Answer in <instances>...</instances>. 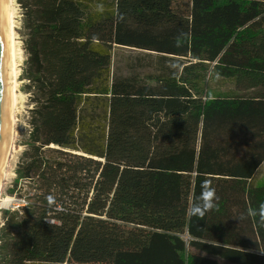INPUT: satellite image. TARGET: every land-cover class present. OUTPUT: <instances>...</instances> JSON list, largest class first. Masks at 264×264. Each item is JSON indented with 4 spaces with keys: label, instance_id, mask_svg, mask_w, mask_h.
<instances>
[{
    "label": "trees",
    "instance_id": "16d2710c",
    "mask_svg": "<svg viewBox=\"0 0 264 264\" xmlns=\"http://www.w3.org/2000/svg\"><path fill=\"white\" fill-rule=\"evenodd\" d=\"M17 4L33 192L0 264H264V0Z\"/></svg>",
    "mask_w": 264,
    "mask_h": 264
},
{
    "label": "rangeland",
    "instance_id": "374dc122",
    "mask_svg": "<svg viewBox=\"0 0 264 264\" xmlns=\"http://www.w3.org/2000/svg\"><path fill=\"white\" fill-rule=\"evenodd\" d=\"M13 6H14V18H15V37H16V44L17 48L19 46V49L17 50L18 54V68H19V85H18V96H19V104H18V113H17V124H16V148L12 152V156L10 159L9 167H8V174L6 179H4V182L2 184L1 190H0V200L6 202L5 206L0 207V226L4 220V215L6 210H14L17 209V207L22 204L23 202H29L30 194L33 192L30 190L29 183L26 181H23L21 184H19L18 187L13 186V181L15 179L16 173L15 169L17 167V164L20 160V157L22 155V151L27 147V141L30 131V124H29V118H30V108L32 107V104L29 99V93H27L24 89V84L26 82L25 79H23L22 76V69L24 66L26 54L23 48V41L20 34V24H21V10L17 4V0H13ZM132 48H123V47H117L115 49V55L114 60L119 61V64L124 62L128 56L129 53H132ZM212 85L215 86L216 82L213 81ZM221 88H234V83L223 80L222 83H220ZM258 176L264 175V165L259 169ZM186 239L189 237L184 235ZM220 264H234L226 260H221Z\"/></svg>",
    "mask_w": 264,
    "mask_h": 264
},
{
    "label": "bare ground",
    "instance_id": "6f19581e",
    "mask_svg": "<svg viewBox=\"0 0 264 264\" xmlns=\"http://www.w3.org/2000/svg\"><path fill=\"white\" fill-rule=\"evenodd\" d=\"M4 10L7 24V73L10 87V116L6 131L3 155L0 169H5L8 174V167L12 152L16 148V124H17V113H18V85H19V68L17 59V48L16 37H15V16L13 0H4ZM19 58V57H18ZM0 177H3V172H0ZM4 179H0V190ZM5 201V200H4Z\"/></svg>",
    "mask_w": 264,
    "mask_h": 264
},
{
    "label": "water",
    "instance_id": "95a60500",
    "mask_svg": "<svg viewBox=\"0 0 264 264\" xmlns=\"http://www.w3.org/2000/svg\"><path fill=\"white\" fill-rule=\"evenodd\" d=\"M10 116V87L7 73V24L4 0H0V166Z\"/></svg>",
    "mask_w": 264,
    "mask_h": 264
},
{
    "label": "clouds",
    "instance_id": "9594fccd",
    "mask_svg": "<svg viewBox=\"0 0 264 264\" xmlns=\"http://www.w3.org/2000/svg\"><path fill=\"white\" fill-rule=\"evenodd\" d=\"M0 172H3V177H0V179H6L7 172L5 169H0ZM201 192L200 195L197 197L196 201L193 202L188 212L192 216H196L199 219H203L205 214L216 207V200H218V197L216 195V189L212 186L211 180L208 178H205L201 182ZM46 200L48 201V205L50 207L56 205V198L50 193L46 196ZM4 201L0 200V207L5 206ZM261 213L264 214V205H261ZM51 225H53L54 221L47 220Z\"/></svg>",
    "mask_w": 264,
    "mask_h": 264
},
{
    "label": "built area",
    "instance_id": "2783aa9c",
    "mask_svg": "<svg viewBox=\"0 0 264 264\" xmlns=\"http://www.w3.org/2000/svg\"><path fill=\"white\" fill-rule=\"evenodd\" d=\"M25 203H26V202H23V203H22V204H20V205H23V204H25ZM20 205H19V206H20Z\"/></svg>",
    "mask_w": 264,
    "mask_h": 264
}]
</instances>
